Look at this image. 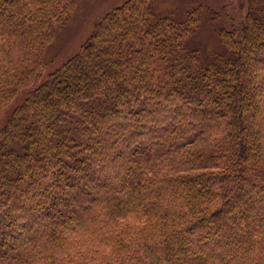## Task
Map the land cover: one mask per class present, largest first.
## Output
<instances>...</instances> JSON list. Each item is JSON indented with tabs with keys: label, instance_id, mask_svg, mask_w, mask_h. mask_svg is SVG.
<instances>
[{
	"label": "trees",
	"instance_id": "1",
	"mask_svg": "<svg viewBox=\"0 0 264 264\" xmlns=\"http://www.w3.org/2000/svg\"><path fill=\"white\" fill-rule=\"evenodd\" d=\"M77 1L0 0V264H264L263 2L205 55L126 0L46 73Z\"/></svg>",
	"mask_w": 264,
	"mask_h": 264
},
{
	"label": "rangeland",
	"instance_id": "2",
	"mask_svg": "<svg viewBox=\"0 0 264 264\" xmlns=\"http://www.w3.org/2000/svg\"><path fill=\"white\" fill-rule=\"evenodd\" d=\"M126 0H80L74 10L66 17L64 24L53 23V35L43 52L46 73L61 67L67 60L82 49L92 34L95 25L111 9ZM256 0H161L158 11L172 14L178 19L190 9H199L202 20L194 37V42L203 49L202 53L211 54L220 49L218 30H228L234 22L241 21L247 15L248 7ZM259 4V12H264V0ZM217 13L218 18L211 22L209 15ZM260 15V14H259ZM203 55V54H202ZM27 92H21L10 102L0 116V128L4 125L12 111L20 105Z\"/></svg>",
	"mask_w": 264,
	"mask_h": 264
}]
</instances>
